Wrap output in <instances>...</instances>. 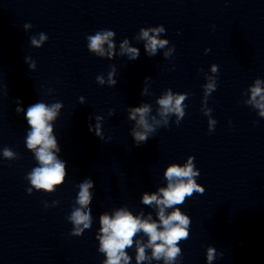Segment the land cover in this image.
Masks as SVG:
<instances>
[{
	"label": "clouds",
	"instance_id": "obj_1",
	"mask_svg": "<svg viewBox=\"0 0 264 264\" xmlns=\"http://www.w3.org/2000/svg\"><path fill=\"white\" fill-rule=\"evenodd\" d=\"M30 25H25L29 27ZM154 35H149V32ZM164 28H153L149 30H141V36L147 43L146 50L150 55H155L157 48H163L166 40L158 39V34L163 32ZM114 35L113 31L104 30L97 32L95 35L88 36V47L90 50L104 55L103 44L108 42L109 49L113 47L110 38ZM46 39L43 33L40 35V40L32 38V44L39 47V44ZM122 52L126 51L130 54L131 59L138 56V50L127 47V41L121 45ZM111 54V53H109ZM167 55V54H166ZM213 71L216 67L213 66ZM101 83L103 79L97 78ZM260 81L256 82V86L252 88V101L256 106L261 109V115H264V95H261L262 89L259 87ZM208 89L213 88L212 84L207 85ZM257 97L260 100L257 101ZM185 99L184 95L174 98L171 93L159 100V104L163 108L162 115L175 111L180 116H183L181 103ZM61 107L60 104H53L47 106L45 103H34L28 107L26 112L27 123L31 125V131L28 133L27 146L28 148H35L39 146L36 151V157L39 160L41 167L33 169L29 179L36 188L52 191L53 186L60 184L64 180V163L56 158L52 149L56 148V139L51 135L53 132L52 126L49 121H52L57 115V110ZM149 112V107L144 105L132 110L131 119H136L137 114L139 119L138 125L145 129L144 132H133L134 138L137 142L147 140V132L152 131L151 125L146 120V114ZM4 155L11 157L12 153L5 149ZM199 175L194 171L191 160L184 167L178 165L170 166L165 176L168 180L167 188H161L159 195L145 194L143 196V203L145 205H155L159 211V223L153 221L149 216L147 219H141L139 216H133L132 213L126 209L117 210L114 215H103L100 219L101 232L103 235L100 237V251L106 253L107 260L105 264H128L129 256L126 254L125 249L133 245V237L138 232H143L148 236V244L140 245L137 242V264L141 261L149 259L145 255V247L152 249V258L159 260L161 257L166 262L174 260L180 253V249L176 246L177 242L181 239L188 237L187 227L190 223L188 216L181 213L179 209H175L172 213L165 215V209L171 208L173 205L182 204L186 196H191L193 191L203 193L204 189L197 186L193 180L194 176ZM92 187L91 181H85L80 185V192L78 203L82 207H87L90 203L89 188ZM89 215L84 213L81 209L73 212L71 220L79 226L84 224V227H89ZM82 229L77 228L75 235H79ZM159 241V243H157ZM215 249H208V261L211 262L214 258Z\"/></svg>",
	"mask_w": 264,
	"mask_h": 264
}]
</instances>
